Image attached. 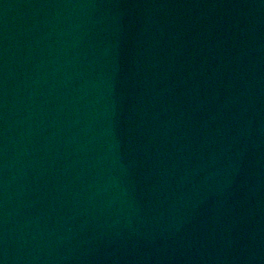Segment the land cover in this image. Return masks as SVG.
<instances>
[{
  "label": "water",
  "instance_id": "1",
  "mask_svg": "<svg viewBox=\"0 0 264 264\" xmlns=\"http://www.w3.org/2000/svg\"><path fill=\"white\" fill-rule=\"evenodd\" d=\"M0 264H264V0H0Z\"/></svg>",
  "mask_w": 264,
  "mask_h": 264
}]
</instances>
